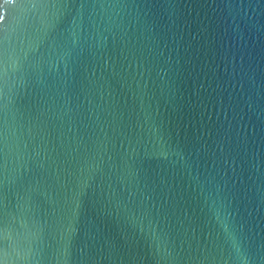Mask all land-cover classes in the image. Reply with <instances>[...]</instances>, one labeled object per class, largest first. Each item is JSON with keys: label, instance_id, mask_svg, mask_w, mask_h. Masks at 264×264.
<instances>
[{"label": "water", "instance_id": "obj_1", "mask_svg": "<svg viewBox=\"0 0 264 264\" xmlns=\"http://www.w3.org/2000/svg\"><path fill=\"white\" fill-rule=\"evenodd\" d=\"M0 264H264V0H0Z\"/></svg>", "mask_w": 264, "mask_h": 264}]
</instances>
